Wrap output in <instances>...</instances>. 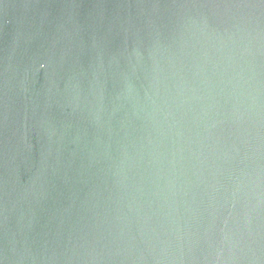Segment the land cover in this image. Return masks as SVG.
<instances>
[{"label":"water","instance_id":"95a60500","mask_svg":"<svg viewBox=\"0 0 264 264\" xmlns=\"http://www.w3.org/2000/svg\"><path fill=\"white\" fill-rule=\"evenodd\" d=\"M0 264H264V0H0Z\"/></svg>","mask_w":264,"mask_h":264}]
</instances>
